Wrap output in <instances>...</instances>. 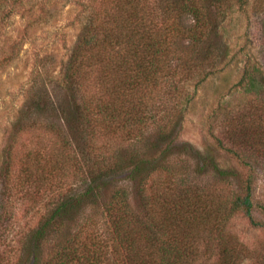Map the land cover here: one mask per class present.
I'll return each mask as SVG.
<instances>
[{
	"label": "trees",
	"instance_id": "obj_1",
	"mask_svg": "<svg viewBox=\"0 0 264 264\" xmlns=\"http://www.w3.org/2000/svg\"><path fill=\"white\" fill-rule=\"evenodd\" d=\"M89 3L61 65L60 98L33 96L26 114L36 115L18 121L23 125L12 135L13 145L22 138L41 149L28 154L32 163L22 171L29 176L56 165L71 171L60 174L43 211L36 208L37 226L21 233L18 260L245 264L254 253L264 264V250H252L232 228L241 219L264 233V199L255 195L264 176V38L257 52H244L240 77L226 90L215 122L207 123L204 149L189 143L174 149L179 121L172 88L228 66L220 15L237 4L244 10L249 0ZM41 132L50 137L46 143ZM173 154L187 163L177 166ZM220 157L237 166L220 165ZM191 159L193 171L211 172V183L192 177ZM125 178L130 187L119 182Z\"/></svg>",
	"mask_w": 264,
	"mask_h": 264
},
{
	"label": "rangeland",
	"instance_id": "obj_2",
	"mask_svg": "<svg viewBox=\"0 0 264 264\" xmlns=\"http://www.w3.org/2000/svg\"><path fill=\"white\" fill-rule=\"evenodd\" d=\"M88 4L89 0H0V264H22L16 256L18 250L24 249L21 233L37 226L39 213L58 191L57 183L62 178L60 174L63 171L71 173L66 166L60 168L56 165L47 169L42 164L45 170L50 171H37L35 166H31L30 170L37 173L35 177L29 176L22 171L32 163L28 154H36L41 149L22 138L14 140L13 145L12 135L17 126L23 125L18 121L36 115L31 110L26 114L33 96L43 91L51 98L55 97L54 101L60 98L61 65L85 22L90 8ZM237 5L223 17L220 15L218 37L221 36L220 39L229 48L231 61L228 66L203 81L196 82V78L188 77L172 88L175 89L174 114L179 121L175 128L179 145L175 146V150L185 148V143H189V147L192 144L199 150L204 149V143L209 140L207 123L215 122V117L219 115L217 107L229 98L224 96L226 90L240 77L244 52H257L264 38V0H249L244 10ZM219 66L222 67L221 64ZM40 118L47 122L57 121L46 114ZM154 127V124L148 126L149 129ZM39 134L45 138V143L50 140L46 133ZM174 156L171 159L176 160L177 166L187 163L183 161L186 156L182 155L181 160ZM188 165L195 180L211 181V172L200 174L193 171L196 169L195 160L191 159ZM220 165L237 166L224 157H220ZM119 182L130 185L127 178ZM30 186L36 192L26 194V188ZM255 195L264 199V176L257 179ZM40 205L39 212L36 208ZM232 228L252 250L257 247L264 250L262 231L250 228L241 219H236ZM46 251L44 247L40 257ZM257 257L260 256L253 253L245 264H258Z\"/></svg>",
	"mask_w": 264,
	"mask_h": 264
}]
</instances>
